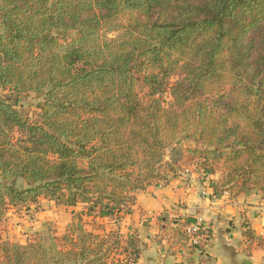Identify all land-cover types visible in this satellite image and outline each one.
<instances>
[{"label":"trees","instance_id":"trees-1","mask_svg":"<svg viewBox=\"0 0 264 264\" xmlns=\"http://www.w3.org/2000/svg\"><path fill=\"white\" fill-rule=\"evenodd\" d=\"M4 89L43 100L31 120L0 99V225L39 198L83 207L59 238L0 240V264H136V232L84 217L132 214L186 155L221 170L217 197L264 191V0H0Z\"/></svg>","mask_w":264,"mask_h":264},{"label":"crops","instance_id":"crops-1","mask_svg":"<svg viewBox=\"0 0 264 264\" xmlns=\"http://www.w3.org/2000/svg\"><path fill=\"white\" fill-rule=\"evenodd\" d=\"M215 174L186 171L168 175L164 182L136 192L132 214L97 217L90 222L97 219L106 231L116 230L124 235L136 232L140 249L136 264H264V191L252 190L234 198L224 191L217 197L212 185L222 173ZM43 200L48 199L39 198L30 206L42 204ZM18 208L10 207L0 225L12 227L15 238L20 228L17 224L22 222ZM190 220H198L208 229L206 247L190 241L178 244L170 234L168 227L183 228ZM88 225V230L94 228L95 233H102L97 226Z\"/></svg>","mask_w":264,"mask_h":264},{"label":"rangeland","instance_id":"rangeland-1","mask_svg":"<svg viewBox=\"0 0 264 264\" xmlns=\"http://www.w3.org/2000/svg\"><path fill=\"white\" fill-rule=\"evenodd\" d=\"M121 31V30H120ZM120 31H116L113 33L108 34V38H114L116 37ZM162 100L164 103L170 100V96L168 91L162 93ZM0 99L7 100L9 103L13 104L15 109L22 113L27 118L34 120L37 119V113H38V103H40L43 100L42 96H37L35 93H28L26 95H23L19 98H16L10 91L8 90H1L0 91ZM186 146L194 147L197 144L195 142H184ZM168 153V152H166ZM189 160L188 155L183 156L181 158V161L178 163L177 167L175 168V172L173 173H185L186 171H193V173H201L200 168L192 163H185ZM215 175H221V170H218L215 172ZM172 173L169 172L167 175H171ZM165 180L160 181L159 183L164 182ZM15 185L19 188L23 187L25 184L23 180L18 179L15 181ZM156 186V185H155ZM149 188V187H148ZM137 192V191H136ZM136 194V193H135ZM19 208L17 211H21V218L22 222H18L17 225H20V228L18 229V237H14L13 234L15 232H12L13 228L9 227L8 225H3L2 228H0V240L2 239H17L18 241H24V240H36L39 238L44 239V241H48L49 235L54 234L56 237L62 236V234L65 231V225L68 223V221L72 217V213L77 211V208H66L62 206L56 205L54 202H49L48 200H43L42 204H36L34 206L26 205V206H18ZM32 207V213L29 214L28 211ZM78 207H83L82 205H79ZM19 214V213H18ZM122 215V213H121ZM120 215H115L116 217H119ZM84 220L87 224H90L88 226H94L96 227L100 223L96 221H92L91 218L84 217ZM93 223V224H92ZM3 231L6 232V234H3ZM25 242V241H24ZM23 242V243H24ZM1 263V258H0Z\"/></svg>","mask_w":264,"mask_h":264},{"label":"built area","instance_id":"built-area-1","mask_svg":"<svg viewBox=\"0 0 264 264\" xmlns=\"http://www.w3.org/2000/svg\"><path fill=\"white\" fill-rule=\"evenodd\" d=\"M35 207V205H33ZM29 214L32 213V207L28 211ZM183 230L186 235L189 237V241L198 247H206L208 239H209V231L207 228L203 227L200 221L195 220L191 222H187L183 225ZM122 260H124L125 264H135L132 262L128 255H123Z\"/></svg>","mask_w":264,"mask_h":264}]
</instances>
